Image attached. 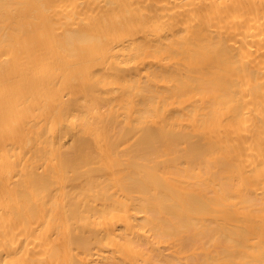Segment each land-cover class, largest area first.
Returning a JSON list of instances; mask_svg holds the SVG:
<instances>
[{
    "label": "bare ground",
    "instance_id": "bare-ground-1",
    "mask_svg": "<svg viewBox=\"0 0 264 264\" xmlns=\"http://www.w3.org/2000/svg\"><path fill=\"white\" fill-rule=\"evenodd\" d=\"M0 264H264V0H0Z\"/></svg>",
    "mask_w": 264,
    "mask_h": 264
}]
</instances>
